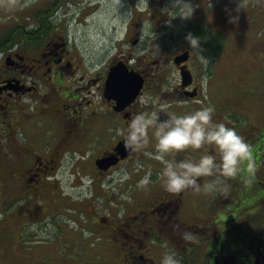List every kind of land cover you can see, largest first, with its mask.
<instances>
[{
	"label": "flooded vegetation",
	"instance_id": "flooded-vegetation-1",
	"mask_svg": "<svg viewBox=\"0 0 264 264\" xmlns=\"http://www.w3.org/2000/svg\"><path fill=\"white\" fill-rule=\"evenodd\" d=\"M153 1L130 19L117 55L96 61L71 39L64 0H0V264L58 261L64 243L79 246L67 236L79 234V225L94 241L87 252L101 254L104 264H161L169 250L182 264H264V88L245 125L214 114L253 146L251 185L223 178L206 191L214 177L203 176L199 189L169 192L153 156L155 128L139 147L128 142L135 116L158 110L154 99L177 114L198 109L200 52L209 64L221 61L226 33L247 41L264 83V0H190L189 18L181 16L191 13L185 0ZM189 32L201 37V50ZM119 63L144 78L128 105L106 90ZM183 66L193 77L187 87ZM173 71L180 81L170 85ZM65 219L77 230L65 232Z\"/></svg>",
	"mask_w": 264,
	"mask_h": 264
},
{
	"label": "rangeland",
	"instance_id": "rangeland-1",
	"mask_svg": "<svg viewBox=\"0 0 264 264\" xmlns=\"http://www.w3.org/2000/svg\"><path fill=\"white\" fill-rule=\"evenodd\" d=\"M150 3L152 5L154 1L150 0ZM252 3L247 1L246 7L250 8ZM144 8L139 0H64L61 14L71 39L83 56L105 61L117 55L126 25L130 23V19L136 22L134 19L138 14L143 15L141 10ZM165 9L168 10L166 6ZM145 24L147 27L152 25V22L148 21ZM239 35L236 32L225 34L226 45L221 61L215 64L203 62L204 67L199 71L203 74L200 80L203 94L201 100L197 102V107L214 106L215 113H223L225 121L245 125L251 103L262 95L264 83L259 75L262 71L252 63L247 41ZM179 81L178 73L173 71L170 85ZM74 223L65 219V232L77 230ZM77 232L79 234H75L74 237L70 236V232L67 236L78 237L79 246L75 243H64L61 250L56 253L58 261L46 258L37 260L34 264H87L86 261L104 264L101 254L92 249L87 252V246L94 243L88 232L81 225ZM37 241L42 242V236L38 237ZM51 245H54V242Z\"/></svg>",
	"mask_w": 264,
	"mask_h": 264
},
{
	"label": "clouds",
	"instance_id": "clouds-1",
	"mask_svg": "<svg viewBox=\"0 0 264 264\" xmlns=\"http://www.w3.org/2000/svg\"><path fill=\"white\" fill-rule=\"evenodd\" d=\"M191 4L190 0H185ZM142 6H148L149 0H139ZM181 15L189 18L194 13ZM186 39L192 48L201 50V37L189 32ZM204 63L209 60L200 52ZM158 110L151 113H138L132 120L128 132V142L139 147L147 137L148 130L155 128V149L153 156L163 164L160 178L169 192L179 193L196 185L199 177L209 176L203 187L206 191L214 190L223 178H240L246 185H251L258 171V162L254 155L253 146L235 128L223 121H215L214 106H203L191 112L177 114L171 111L168 102L154 99ZM164 112L168 118L160 119ZM210 145L214 151L205 146ZM203 150V151H201ZM183 154V158H177ZM149 172L141 181L142 185L150 182ZM161 264H182L174 251H165Z\"/></svg>",
	"mask_w": 264,
	"mask_h": 264
},
{
	"label": "water",
	"instance_id": "water-1",
	"mask_svg": "<svg viewBox=\"0 0 264 264\" xmlns=\"http://www.w3.org/2000/svg\"><path fill=\"white\" fill-rule=\"evenodd\" d=\"M181 70L183 86L187 87L192 83V74L187 66H183ZM143 86V76L130 71L123 63H119L112 68L109 74L106 90L107 93L115 91L122 102L128 105L137 98Z\"/></svg>",
	"mask_w": 264,
	"mask_h": 264
},
{
	"label": "trees",
	"instance_id": "trees-1",
	"mask_svg": "<svg viewBox=\"0 0 264 264\" xmlns=\"http://www.w3.org/2000/svg\"><path fill=\"white\" fill-rule=\"evenodd\" d=\"M221 41H222V47H221L220 51H221V50L223 51V49L225 48V45H226V36H225V35L222 36ZM222 51H221V52H222ZM221 52H220V53H221Z\"/></svg>",
	"mask_w": 264,
	"mask_h": 264
}]
</instances>
